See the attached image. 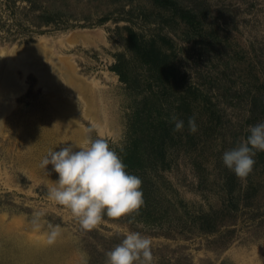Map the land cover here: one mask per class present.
<instances>
[{
	"label": "rangeland",
	"instance_id": "1",
	"mask_svg": "<svg viewBox=\"0 0 264 264\" xmlns=\"http://www.w3.org/2000/svg\"><path fill=\"white\" fill-rule=\"evenodd\" d=\"M175 1L202 10V23L163 18L150 0H70L74 27L14 39L0 30V264H80L82 251L88 264H107L106 253L126 230L150 238L152 264H264L260 151L250 192L249 177L235 175L232 194L222 184L223 169L231 171L223 153L246 139L250 125L264 122L253 99L264 92V0ZM126 27L171 54V88L161 90L147 66L131 58ZM120 54L129 59L132 81L140 78V94L154 93L152 118L167 122L170 165L154 180L177 219L149 227L105 216L97 229L84 231L48 199L58 173L41 160L88 137L104 138L115 150L123 145L141 96L113 69ZM186 86L215 104L220 123L212 138L185 127L173 131L171 117L180 119L177 98ZM36 211L45 213L39 228L32 223ZM47 223L61 226L53 244Z\"/></svg>",
	"mask_w": 264,
	"mask_h": 264
},
{
	"label": "trees",
	"instance_id": "2",
	"mask_svg": "<svg viewBox=\"0 0 264 264\" xmlns=\"http://www.w3.org/2000/svg\"><path fill=\"white\" fill-rule=\"evenodd\" d=\"M111 1L130 3L134 0ZM150 1L158 8L159 15L163 18L176 19L179 16L181 20L192 26L202 23V10L185 9L175 0ZM71 4L70 0H0V30L8 32L12 36L10 39H14L22 32L44 33L47 31V27H74L76 24L75 21H72V17H77V14L69 13ZM83 18L86 19L89 16ZM76 23L78 22L76 21ZM126 28L128 32L126 47L131 58L147 66L151 74L156 76L155 80L161 90L165 91L171 88L172 70L174 69L171 54L162 49L156 39H144L131 27ZM113 69L121 80L125 81L132 89H137L138 96H141L135 102L133 116L130 118V131L123 145L118 147L116 152L127 165V171L141 179L144 203L138 212L122 218L149 227L164 226L166 223L172 224L177 219V215L172 212V207L167 200L160 195L154 180V175L160 177L158 170L168 168L170 165L167 122L152 118L148 102L154 93L152 94L150 91V95L140 94L143 91L139 88L140 78L136 77V84L133 83L135 79L132 81L130 77L129 59L125 54L118 55ZM148 84L152 85L151 82ZM253 99L254 106L264 116V92L254 95ZM177 104V114L184 121L186 129H188V118L194 117L199 134L210 135L209 138H212L220 123V115L218 116L215 104L208 95L198 87L186 86L178 96ZM258 158L259 162L257 163L262 166L261 170L264 172V151H260ZM222 175L224 177L223 186L232 194L235 189V174L233 171L223 169ZM252 176L253 174L248 176L247 192H250ZM178 216L181 218L183 215ZM203 224L209 225L210 221H204Z\"/></svg>",
	"mask_w": 264,
	"mask_h": 264
},
{
	"label": "clouds",
	"instance_id": "3",
	"mask_svg": "<svg viewBox=\"0 0 264 264\" xmlns=\"http://www.w3.org/2000/svg\"><path fill=\"white\" fill-rule=\"evenodd\" d=\"M171 120L174 132L184 129L183 120L175 116ZM188 130L197 131L194 117L188 118ZM248 133L238 146L222 155L223 164L242 180L253 172L256 152L264 151V122L250 125ZM48 165L58 173L54 185L48 188V199L68 210L84 231L97 229L105 216H131L144 203L141 179L127 171L121 156L104 138L88 137L81 145L70 142L59 150H51L41 160L42 168L47 170ZM44 215L43 211L34 213L35 227L44 223ZM47 228V243L53 244L61 235V226L47 223ZM151 245L150 238L126 230L120 243L106 253L107 264H152ZM80 264H88L86 252L80 253Z\"/></svg>",
	"mask_w": 264,
	"mask_h": 264
},
{
	"label": "bare ground",
	"instance_id": "4",
	"mask_svg": "<svg viewBox=\"0 0 264 264\" xmlns=\"http://www.w3.org/2000/svg\"><path fill=\"white\" fill-rule=\"evenodd\" d=\"M80 37H81V39H86L87 38V36L85 35V34H81V35H79ZM47 42V41H46ZM41 43H43V42H41ZM71 43V42H70ZM44 44V43H43ZM47 45H50V43L49 42H47ZM51 46V45H50ZM54 46V45H53ZM30 52V51H29Z\"/></svg>",
	"mask_w": 264,
	"mask_h": 264
}]
</instances>
